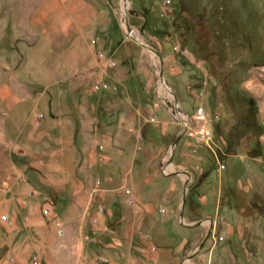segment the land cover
<instances>
[{
  "label": "crops",
  "instance_id": "1",
  "mask_svg": "<svg viewBox=\"0 0 264 264\" xmlns=\"http://www.w3.org/2000/svg\"><path fill=\"white\" fill-rule=\"evenodd\" d=\"M96 14L75 44L84 58H70L58 78L92 79L81 91L94 98L96 133L86 131L82 106L8 109L11 174L0 182V216L11 226L0 222V264H260L264 215L225 195L223 138L188 135L201 129L198 107L211 134L221 124L201 101L210 93L204 81L185 69L189 58L150 29L160 63L153 87L142 41ZM246 170L234 178L245 182Z\"/></svg>",
  "mask_w": 264,
  "mask_h": 264
},
{
  "label": "rangeland",
  "instance_id": "2",
  "mask_svg": "<svg viewBox=\"0 0 264 264\" xmlns=\"http://www.w3.org/2000/svg\"><path fill=\"white\" fill-rule=\"evenodd\" d=\"M169 1L166 5L165 0H0V182L11 174L8 139L14 127L10 106L34 104L62 111V107L82 106L89 117L86 131L90 138L96 133L94 98L81 91L92 79L58 78L67 73L70 58L73 64L84 58L75 54L80 52L75 44L81 28L92 27L99 11L102 24L129 27L131 37L142 41L153 87L160 63L150 29L158 28L155 34L166 47L178 48L174 54L189 58L185 69L200 86L204 81L210 93L201 101L221 123L212 137L224 140L216 150L217 163L225 168L230 164L227 173H222L230 176L223 186L225 195L240 209L251 206L264 215V0ZM168 31L174 33L172 39ZM71 44L74 49L70 50ZM243 169L251 175L238 182L240 178L233 173ZM93 170L90 165L91 177ZM260 258L264 264V248ZM242 262L236 258L235 264Z\"/></svg>",
  "mask_w": 264,
  "mask_h": 264
},
{
  "label": "built area",
  "instance_id": "3",
  "mask_svg": "<svg viewBox=\"0 0 264 264\" xmlns=\"http://www.w3.org/2000/svg\"><path fill=\"white\" fill-rule=\"evenodd\" d=\"M169 3H170L169 0H165V4H166V5L169 4ZM127 27H128V26H127ZM122 29H123V28H122ZM123 33H124V36H125V37H131V35H132V30H131L129 27H128V28H124V29H123ZM196 65L199 67V66H200V63H199V62H196ZM195 117H196V119H197L198 121L202 122L201 129L198 130V131H190L188 135H189L190 137L194 138V140L197 141V142H204V143L209 142V141L211 140V138H212V134H211V132H210L209 130H206V129L204 128V124H206V122H205V121H206V117H205V115H204V110H203L202 107H198V108L195 110ZM136 149H137V150H140V147H137ZM97 184H98V182H97ZM128 204H131V201H128ZM98 211H99V212H102V209L99 208ZM47 212H48L47 209L43 210V213H44V214H47ZM0 222H1V223H6L8 227L11 226V224H10V222H9V220L7 219L6 216L1 215V216H0ZM93 224L95 225L96 222L93 221ZM152 250H154V248H152ZM31 264H37V262L33 261Z\"/></svg>",
  "mask_w": 264,
  "mask_h": 264
},
{
  "label": "water",
  "instance_id": "4",
  "mask_svg": "<svg viewBox=\"0 0 264 264\" xmlns=\"http://www.w3.org/2000/svg\"><path fill=\"white\" fill-rule=\"evenodd\" d=\"M160 74H162V72Z\"/></svg>",
  "mask_w": 264,
  "mask_h": 264
}]
</instances>
